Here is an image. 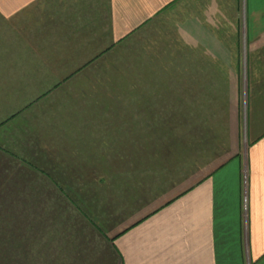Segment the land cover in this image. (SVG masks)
Wrapping results in <instances>:
<instances>
[{
  "label": "crops",
  "instance_id": "crops-1",
  "mask_svg": "<svg viewBox=\"0 0 264 264\" xmlns=\"http://www.w3.org/2000/svg\"><path fill=\"white\" fill-rule=\"evenodd\" d=\"M161 34L186 52L171 66L186 68L188 117L214 82L244 97V150L209 171L194 152L158 154V90L127 73ZM9 250L21 264H264V0H0Z\"/></svg>",
  "mask_w": 264,
  "mask_h": 264
},
{
  "label": "rangeland",
  "instance_id": "rangeland-1",
  "mask_svg": "<svg viewBox=\"0 0 264 264\" xmlns=\"http://www.w3.org/2000/svg\"><path fill=\"white\" fill-rule=\"evenodd\" d=\"M151 38H153L151 42L144 44L140 54L137 51L132 56L131 67L127 73L146 76V84L132 85L137 87V90L144 91L145 88L146 91L158 90V127L163 128L158 132V154L159 151L165 156L194 152V155L192 154L194 158H191L197 159L195 167L210 161L208 167L203 166L200 169L209 171L237 151L244 150L247 143L244 132L246 123L244 97L240 96L242 99L238 102L229 100L227 98L231 93L227 87L214 82L210 85L212 94L209 106H201L196 110V114L188 117L186 68L171 66L172 58H177L179 64L185 65V49L174 42L173 36L161 34ZM228 71L230 76V70ZM155 78L158 84L152 82ZM199 101L202 103L203 100ZM146 102L149 110L152 101ZM230 106L232 108L229 110ZM192 115H196L193 122ZM153 116L150 114L147 118L151 119ZM176 119L178 124L175 123ZM176 126L179 130H176ZM171 141L179 145V148L170 147ZM10 257V250L0 253V264H21L19 259Z\"/></svg>",
  "mask_w": 264,
  "mask_h": 264
}]
</instances>
